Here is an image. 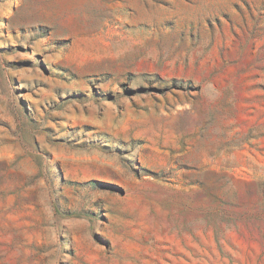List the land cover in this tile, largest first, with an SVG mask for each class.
Returning <instances> with one entry per match:
<instances>
[{
	"label": "rangeland",
	"instance_id": "obj_1",
	"mask_svg": "<svg viewBox=\"0 0 264 264\" xmlns=\"http://www.w3.org/2000/svg\"><path fill=\"white\" fill-rule=\"evenodd\" d=\"M0 264H264V0H0Z\"/></svg>",
	"mask_w": 264,
	"mask_h": 264
}]
</instances>
